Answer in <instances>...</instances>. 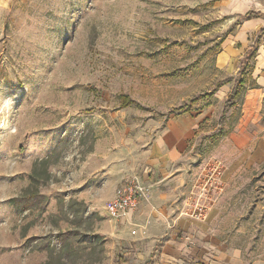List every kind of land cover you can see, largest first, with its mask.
<instances>
[{
	"label": "rangeland",
	"instance_id": "rangeland-1",
	"mask_svg": "<svg viewBox=\"0 0 264 264\" xmlns=\"http://www.w3.org/2000/svg\"><path fill=\"white\" fill-rule=\"evenodd\" d=\"M249 12L264 0H0V264H264V145L233 151L223 126L194 153L199 184L222 163L202 217L106 210L126 179L157 175L158 132L227 84L218 55Z\"/></svg>",
	"mask_w": 264,
	"mask_h": 264
},
{
	"label": "crops",
	"instance_id": "crops-1",
	"mask_svg": "<svg viewBox=\"0 0 264 264\" xmlns=\"http://www.w3.org/2000/svg\"><path fill=\"white\" fill-rule=\"evenodd\" d=\"M237 13L246 14V11L238 10ZM263 29L264 15L245 19L239 31V35L244 38L237 39L240 44L231 40L218 55L217 64L227 71L229 78L236 77L242 66L249 71L244 88L235 104L228 110L223 125L220 124V119L236 78L233 82L218 88L208 107L178 115L158 132L146 155L145 164V167L154 169L157 175L150 178L152 176L150 171L143 169L140 174L141 180L150 190L137 216L141 223L152 217L165 220L169 224L174 221L179 225L187 222L188 219L182 215H187L191 211V205L196 200L192 194L198 191L199 185L194 153L208 132H216L223 126L224 140L231 150L240 152L248 146L256 148L257 153L261 151L264 136L257 132L261 130L264 110ZM248 33L250 37L252 34L259 36V43L254 47L255 54L251 62L246 59L248 56L246 53L252 49ZM214 119L218 121L216 126L211 123ZM225 158L229 169L237 164L230 163V156ZM211 163H214L213 159L208 165ZM133 214L131 211V215L124 219L131 220Z\"/></svg>",
	"mask_w": 264,
	"mask_h": 264
},
{
	"label": "built area",
	"instance_id": "built-area-1",
	"mask_svg": "<svg viewBox=\"0 0 264 264\" xmlns=\"http://www.w3.org/2000/svg\"><path fill=\"white\" fill-rule=\"evenodd\" d=\"M210 166H212L210 173L205 175L206 182L200 183L197 187L198 191L192 194L196 200L194 202L193 199L194 204L191 205V211L187 215L202 217L204 212L210 209L209 205L213 202L214 195L222 189V163L216 160ZM149 191V187L140 178L130 177L116 188L114 196L106 203V210L114 219L126 218L128 213L139 207ZM207 198L208 204L204 201Z\"/></svg>",
	"mask_w": 264,
	"mask_h": 264
},
{
	"label": "trees",
	"instance_id": "trees-1",
	"mask_svg": "<svg viewBox=\"0 0 264 264\" xmlns=\"http://www.w3.org/2000/svg\"><path fill=\"white\" fill-rule=\"evenodd\" d=\"M259 15L260 14H257L255 12H249L248 13V18H253V17L259 16ZM262 32L264 33V29L262 30ZM254 52H255L254 48L249 50L246 53L248 55V57L246 59L249 60V58H251L254 55ZM244 70H245V68H244V66H242L239 74H243ZM232 81H233V78H229V79L223 81L222 83H220L219 86L221 84H223V83H230ZM245 83H246L245 77H242L241 79H238V80L235 81L234 88H233L232 92L230 93V95H229V97H228V99H227V101L225 103L224 110H223V113H222V116H221V119H220V124H222V121L225 119L228 110L235 104L236 99L241 94V91L243 90ZM124 100H125L124 101L125 102L124 106H127L131 102L128 97H125ZM215 134L221 135L222 132L220 130H218V131L215 132Z\"/></svg>",
	"mask_w": 264,
	"mask_h": 264
},
{
	"label": "bare ground",
	"instance_id": "bare-ground-1",
	"mask_svg": "<svg viewBox=\"0 0 264 264\" xmlns=\"http://www.w3.org/2000/svg\"><path fill=\"white\" fill-rule=\"evenodd\" d=\"M128 215H131V212H130V213H128Z\"/></svg>",
	"mask_w": 264,
	"mask_h": 264
}]
</instances>
